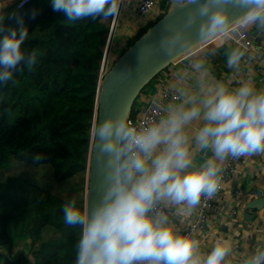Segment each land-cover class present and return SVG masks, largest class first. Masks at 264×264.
Listing matches in <instances>:
<instances>
[{"label": "clouds", "instance_id": "clouds-1", "mask_svg": "<svg viewBox=\"0 0 264 264\" xmlns=\"http://www.w3.org/2000/svg\"><path fill=\"white\" fill-rule=\"evenodd\" d=\"M123 3L50 0V7L74 22L116 17ZM173 4L186 10L183 23L164 25L159 52L168 62L180 56L187 62L175 74L172 99L157 100L154 119L133 122L125 105L96 123L99 198L88 211L75 199L62 208L64 224L80 228L74 264H241L232 235L205 251L199 233L184 231L175 220L190 217L202 199L216 197L229 159L264 155V88L256 87L251 71L232 86L217 79L210 66L218 51L236 74L253 59L264 61V0ZM36 15L33 11L31 18ZM10 18L16 27L5 28L0 19V86L21 64L31 70L38 63V53L23 48L29 37L24 18ZM242 264H264V240Z\"/></svg>", "mask_w": 264, "mask_h": 264}, {"label": "trees", "instance_id": "trees-1", "mask_svg": "<svg viewBox=\"0 0 264 264\" xmlns=\"http://www.w3.org/2000/svg\"><path fill=\"white\" fill-rule=\"evenodd\" d=\"M164 4L168 8L167 0ZM14 15L24 18L29 37L23 48L36 51L38 63L31 70L21 64L13 79L0 86V264H74L80 228L66 226L62 211L70 199L54 193L48 184L4 172L14 162L47 166L56 184L86 173L109 26L103 18L68 21L51 10L50 0H35L21 9L0 0L5 28L17 26L10 18ZM153 24L142 28L128 46ZM217 55L214 62L225 61L222 52ZM212 71L220 77L215 63ZM156 78L141 92L146 95L144 103ZM141 94L132 115L141 105ZM38 154L42 159L34 162ZM77 206L84 210V202Z\"/></svg>", "mask_w": 264, "mask_h": 264}, {"label": "crops", "instance_id": "crops-1", "mask_svg": "<svg viewBox=\"0 0 264 264\" xmlns=\"http://www.w3.org/2000/svg\"><path fill=\"white\" fill-rule=\"evenodd\" d=\"M134 5V0H124L111 45V53L114 58L115 55L118 56L124 50L132 35L141 28L140 19L135 15ZM103 22L110 26L111 19L103 20ZM215 56L218 57L217 54ZM186 62L187 57L184 56L174 65L164 70L160 78L173 87L175 74L184 68ZM213 63L219 68V78L213 74ZM210 66L212 74L217 79L226 83L231 82L232 86H236L241 79L246 78L247 71H251L255 76L256 87L261 88L256 81V71L253 68L245 66L244 71L236 74L227 68L225 61L214 62L213 57L210 60ZM145 97L142 100L140 99L141 105L137 112L143 107ZM236 186L243 187L246 192L243 203L239 207L237 224L231 225L229 223L228 210L231 206V197L229 190L225 189L216 202L217 213L210 224L209 235L202 241V248L205 251H209L216 239L232 235L235 245V259L242 264L243 260L257 246V241L264 240V155L247 158L246 162L238 167L231 183V187ZM249 203H256V205L261 203V208H248ZM193 217L194 213L190 217L176 219L175 223L178 227L185 230Z\"/></svg>", "mask_w": 264, "mask_h": 264}, {"label": "water", "instance_id": "water-1", "mask_svg": "<svg viewBox=\"0 0 264 264\" xmlns=\"http://www.w3.org/2000/svg\"><path fill=\"white\" fill-rule=\"evenodd\" d=\"M167 1L169 6L164 16L149 27L132 45L128 46L102 77L95 125L101 115L115 113L125 105L130 107L131 115L133 105L142 90L174 62L184 57L180 56L168 62L166 57L159 52L158 46L164 34V25L175 27L182 24L186 11L174 6L173 0ZM88 166V191L84 204L85 211L90 210L97 202L102 181V167L97 159L94 139ZM247 207L260 209L261 203L259 205L249 203Z\"/></svg>", "mask_w": 264, "mask_h": 264}, {"label": "built area", "instance_id": "built-area-1", "mask_svg": "<svg viewBox=\"0 0 264 264\" xmlns=\"http://www.w3.org/2000/svg\"><path fill=\"white\" fill-rule=\"evenodd\" d=\"M32 1L35 0H28L25 5ZM134 2L135 15L140 19V29L146 27L150 23L157 22L167 11V6L164 4V0H134ZM20 4L21 0H17L16 7L18 9H21V7H19ZM123 5L124 3L121 5L120 14L111 18L106 47L100 68L99 82L115 61L114 55L111 53V45ZM252 43L256 44V40H253ZM176 62H174L172 65H174ZM246 67L253 68L256 71V81L261 88H264V61L253 59L246 65ZM161 76L162 73L156 78L153 92L148 93L147 96L149 97V100L144 103L143 107L138 112H136L134 115H130V118L133 122H145L154 119L158 115V110L156 107L157 100H159L161 103H166L172 99L173 87L170 86L165 80H162L160 78ZM246 160L247 158L245 157H241L237 160L229 159V161L224 166L222 186L216 197L210 200L202 199L200 206L194 211V217L184 231H197L199 233L201 243L209 235L210 224L214 215L217 213L216 202L221 197L225 189L229 190L231 197V206L228 210L229 223L231 225L237 224L239 219V207L243 203L246 192L241 186L231 187V183L236 171L238 170V167L244 164ZM88 170L89 166L87 164L86 174L88 173Z\"/></svg>", "mask_w": 264, "mask_h": 264}, {"label": "rangeland", "instance_id": "rangeland-1", "mask_svg": "<svg viewBox=\"0 0 264 264\" xmlns=\"http://www.w3.org/2000/svg\"><path fill=\"white\" fill-rule=\"evenodd\" d=\"M17 0H2V3L4 6H9L12 3H16ZM142 29L138 30L135 34L132 35L131 38L135 37L138 32H140ZM130 38V40H131ZM129 40V41H130ZM129 43V42H128ZM128 44L124 47V49L127 47ZM145 97L144 94H141V100ZM5 175H16V176H22L27 179H31L34 181H39L43 184H48L49 188L54 193H59L61 196L67 197L70 200L75 199L77 202L81 203L84 202L87 197V191H88V177L87 174H81L71 180H69L66 183L63 184H56L52 179L51 170L49 167H38L34 168L31 166H26L22 164H18L14 162L9 170L4 172ZM27 242L20 244L17 246V252L20 251L25 247Z\"/></svg>", "mask_w": 264, "mask_h": 264}]
</instances>
